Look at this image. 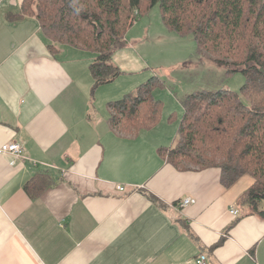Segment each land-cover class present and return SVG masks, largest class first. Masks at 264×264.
<instances>
[{"label": "crops", "instance_id": "1", "mask_svg": "<svg viewBox=\"0 0 264 264\" xmlns=\"http://www.w3.org/2000/svg\"><path fill=\"white\" fill-rule=\"evenodd\" d=\"M23 2L0 1V149H24L15 161L0 154V264H264V202L256 213L239 203L253 178L229 187L218 168H178L162 155L191 93L157 88L154 126L114 125L111 104L147 80L132 76L143 71L130 67L142 63L130 40L113 57L119 77L95 86L97 54L52 50ZM188 198L196 203L180 207Z\"/></svg>", "mask_w": 264, "mask_h": 264}, {"label": "trees", "instance_id": "2", "mask_svg": "<svg viewBox=\"0 0 264 264\" xmlns=\"http://www.w3.org/2000/svg\"><path fill=\"white\" fill-rule=\"evenodd\" d=\"M157 5L167 29L192 36L199 55L208 45L236 50L233 64L239 66L227 76L241 72L245 78L240 92L203 89L184 96L176 145L162 155L178 168H218L229 187L250 176L254 184L239 203L256 213L264 202V1L24 0L23 13L37 16L52 50L58 43L96 53L91 72L98 86L119 77L114 54L125 48L127 31ZM164 86L152 78L111 104L112 123L135 130L154 126L163 106L153 92Z\"/></svg>", "mask_w": 264, "mask_h": 264}, {"label": "rangeland", "instance_id": "3", "mask_svg": "<svg viewBox=\"0 0 264 264\" xmlns=\"http://www.w3.org/2000/svg\"><path fill=\"white\" fill-rule=\"evenodd\" d=\"M125 40L126 42L130 40L133 46L129 49L132 51L129 52L131 58L137 54L142 57L140 65L131 64L130 67L137 72H143L132 76L134 78L147 76L146 83L152 78H158L164 85L172 86L175 93L180 96L203 89H229L240 92L245 83L241 72L230 73L231 75L227 76L228 70L234 71L235 66H239L233 64L238 56L236 50H232L231 53L225 47L208 45L211 48L203 50L202 55H199L192 36L182 37L167 29L159 5L127 31ZM124 52L126 49L121 53ZM243 67L241 65L238 70L243 71ZM124 81L117 83L123 85ZM162 88L167 90L165 86ZM161 126H164V123H161ZM181 166L193 167L187 164Z\"/></svg>", "mask_w": 264, "mask_h": 264}, {"label": "built area", "instance_id": "4", "mask_svg": "<svg viewBox=\"0 0 264 264\" xmlns=\"http://www.w3.org/2000/svg\"><path fill=\"white\" fill-rule=\"evenodd\" d=\"M23 153H24V149H23V146L19 143H9V144H6L5 146H3L1 149H0V154L3 155V156H10L13 158V160L15 161L16 159H19V158H23ZM118 191L119 192H126L127 189L125 188V186H118L117 187ZM196 201L192 198H188V199H185L183 200V202L180 204V207L182 208H186L192 204H195ZM232 214L234 216H238L239 215V211L236 210V209H233L232 211ZM197 263L198 264H208V260H207V257L205 255H201L198 260H197Z\"/></svg>", "mask_w": 264, "mask_h": 264}]
</instances>
